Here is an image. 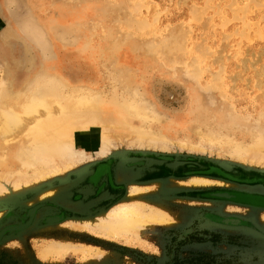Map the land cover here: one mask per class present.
Returning <instances> with one entry per match:
<instances>
[{
	"label": "rangeland",
	"instance_id": "1",
	"mask_svg": "<svg viewBox=\"0 0 264 264\" xmlns=\"http://www.w3.org/2000/svg\"><path fill=\"white\" fill-rule=\"evenodd\" d=\"M6 73L16 90L41 77L136 98L145 115L113 125L123 141L100 156L101 126L80 125L83 161L2 197L0 232L29 225L0 239V264H264V207L223 196L264 198L263 164L227 144L264 134V0H0V82ZM148 129L164 135L155 147L133 141ZM122 202L170 224L79 228Z\"/></svg>",
	"mask_w": 264,
	"mask_h": 264
},
{
	"label": "bare ground",
	"instance_id": "2",
	"mask_svg": "<svg viewBox=\"0 0 264 264\" xmlns=\"http://www.w3.org/2000/svg\"><path fill=\"white\" fill-rule=\"evenodd\" d=\"M171 42L170 44L168 40L169 48L177 47L173 41ZM6 75L0 82V200L9 191L14 195L38 186L79 163L83 155L75 152V147L80 125L97 123L101 126L100 156L109 152L111 147H116V143L123 141V133L126 131L115 129L113 125L134 128L137 127V124L134 125L137 118L145 115V109L139 105L136 98L123 103L110 96L106 98L101 91L91 86L70 85L67 86L68 90H65L56 80L41 77H35L36 82L30 88L25 87L26 80L25 85L16 90L18 85L16 80H10L14 79L13 76L8 79V73ZM14 88L17 93L13 92ZM162 136L164 135L148 129L132 140L141 146L148 143L151 147L153 144L161 143ZM204 136L210 141H217L221 135L206 132ZM228 142L227 144H230L228 151L235 158L244 163L248 161L250 164L264 165V134L254 135L250 142H244L245 144L235 138H230ZM163 145H167L166 142ZM191 182H194L195 186L209 184L208 180L202 178ZM132 189L136 194L141 191L136 186ZM54 193L55 190L45 192L40 199H46ZM125 203L113 206L95 220L81 219L78 222L79 228H87L103 236H110L114 229L128 228L142 220L153 221L159 225L170 224L167 216L161 211L148 210L142 204ZM28 215L30 219L34 217L33 207Z\"/></svg>",
	"mask_w": 264,
	"mask_h": 264
},
{
	"label": "water",
	"instance_id": "3",
	"mask_svg": "<svg viewBox=\"0 0 264 264\" xmlns=\"http://www.w3.org/2000/svg\"><path fill=\"white\" fill-rule=\"evenodd\" d=\"M223 196H225L227 198H230V199L239 200V201L247 202V203H252V204H256V205H259V206H263L264 207V198H261V197H249V196L232 195V194H223ZM23 225H25V224H23ZM28 225H29V223L26 224L25 227H23L20 230H17L15 228H9V227L5 228L4 230H2L0 232L1 239L3 238V236L5 235V233H7V232L21 231V230L25 229Z\"/></svg>",
	"mask_w": 264,
	"mask_h": 264
}]
</instances>
